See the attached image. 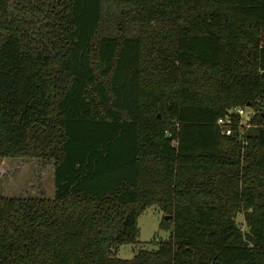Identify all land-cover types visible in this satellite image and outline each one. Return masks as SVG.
<instances>
[{
  "label": "trees",
  "instance_id": "obj_1",
  "mask_svg": "<svg viewBox=\"0 0 264 264\" xmlns=\"http://www.w3.org/2000/svg\"><path fill=\"white\" fill-rule=\"evenodd\" d=\"M263 95L264 0H0V157L55 167L0 193V264H264V109L217 123Z\"/></svg>",
  "mask_w": 264,
  "mask_h": 264
},
{
  "label": "rangeland",
  "instance_id": "obj_2",
  "mask_svg": "<svg viewBox=\"0 0 264 264\" xmlns=\"http://www.w3.org/2000/svg\"><path fill=\"white\" fill-rule=\"evenodd\" d=\"M0 193L7 196H19L42 193L53 197L55 193L54 161L40 157H0ZM164 212L156 205L149 207L138 217L140 236L137 243L123 244L119 256L132 258L141 248H156V240L169 237V231L161 222ZM242 227L244 216L237 217Z\"/></svg>",
  "mask_w": 264,
  "mask_h": 264
},
{
  "label": "built area",
  "instance_id": "obj_3",
  "mask_svg": "<svg viewBox=\"0 0 264 264\" xmlns=\"http://www.w3.org/2000/svg\"><path fill=\"white\" fill-rule=\"evenodd\" d=\"M259 105H246L232 107L228 109L227 113L221 116L217 123L220 127L222 134L231 135L234 132L235 117L239 118L238 125L240 127V136L244 138V142L247 144L248 140L245 138V134L253 124L254 117L264 109V95L258 97Z\"/></svg>",
  "mask_w": 264,
  "mask_h": 264
},
{
  "label": "water",
  "instance_id": "obj_4",
  "mask_svg": "<svg viewBox=\"0 0 264 264\" xmlns=\"http://www.w3.org/2000/svg\"><path fill=\"white\" fill-rule=\"evenodd\" d=\"M168 217H170L169 215L168 216H166V218H168Z\"/></svg>",
  "mask_w": 264,
  "mask_h": 264
}]
</instances>
